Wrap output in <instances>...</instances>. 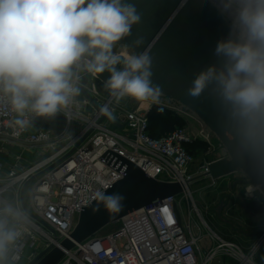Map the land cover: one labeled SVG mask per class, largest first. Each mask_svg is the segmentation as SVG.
<instances>
[{"label":"built area","instance_id":"1","mask_svg":"<svg viewBox=\"0 0 264 264\" xmlns=\"http://www.w3.org/2000/svg\"><path fill=\"white\" fill-rule=\"evenodd\" d=\"M97 79L83 65L73 69L79 92L58 111L64 117L61 130L36 124L34 113L19 116L0 96V208L11 206L21 213L19 220L10 219L21 236L6 260L18 264L29 251L30 262L68 238L82 209L95 200L94 193L105 192L124 177L118 168L120 155L148 176L180 182L187 190L129 213L113 232L77 243L57 264H264V228L248 245L228 240L210 227L194 200L188 206L184 202L192 196L193 182L211 178L201 177L207 165L229 157L221 141L220 153L211 150L215 133L197 116L154 137L149 109L135 101L132 108L118 103L98 89ZM165 99L161 104L165 107L178 103ZM174 106L173 110L186 108ZM104 109L121 126L106 118ZM17 120L27 124L21 126ZM198 142L210 144L212 156L192 172L196 160L192 146ZM101 180L110 187L103 188ZM27 183L24 206L22 190ZM217 183L212 179L210 186ZM245 190L246 195L264 198L257 185Z\"/></svg>","mask_w":264,"mask_h":264},{"label":"clouds","instance_id":"2","mask_svg":"<svg viewBox=\"0 0 264 264\" xmlns=\"http://www.w3.org/2000/svg\"><path fill=\"white\" fill-rule=\"evenodd\" d=\"M215 6L227 32L216 41L212 61L195 75L188 95L199 98L207 91L242 144L258 148L264 146V0H217ZM139 20L127 0H0V96L19 116H54L78 94L73 69L83 65L92 74L110 73L104 87L117 102L158 104L161 90L152 83L148 52H113ZM17 123L24 126L27 120ZM94 199L114 214L123 209L125 197L97 190ZM99 210L98 204L93 211ZM20 217L11 206L0 208V264H6L21 236L10 219Z\"/></svg>","mask_w":264,"mask_h":264},{"label":"water","instance_id":"3","mask_svg":"<svg viewBox=\"0 0 264 264\" xmlns=\"http://www.w3.org/2000/svg\"><path fill=\"white\" fill-rule=\"evenodd\" d=\"M136 8L140 20L131 34L117 42L139 54L148 52L152 59V83L158 85L161 95L193 111L219 138L229 157L207 165L203 176L217 180L241 172L247 179L235 181L260 187L264 193V146L253 148L241 142L234 125L207 91L199 98L188 95L195 75L213 59L216 41L227 32V24L211 0H127ZM142 40L140 45L134 42ZM105 83L110 73L96 74ZM84 79V84L86 83ZM85 93V91H84ZM95 103V101H93ZM136 107H134L135 109ZM105 117L121 126L115 119ZM116 155V154H114ZM118 168L124 177L105 191L106 195L119 193L125 197L123 209L114 214L94 200L84 207L70 236L49 250L42 251L27 264H57L77 243L95 236L110 224L119 222L129 213L164 199L183 194L187 187L180 182L156 180L148 176L137 164L116 155ZM197 178V177H196ZM28 183L22 190V202ZM230 195V194H229ZM227 195V197L229 196ZM100 205V210L93 209Z\"/></svg>","mask_w":264,"mask_h":264},{"label":"rangeland","instance_id":"4","mask_svg":"<svg viewBox=\"0 0 264 264\" xmlns=\"http://www.w3.org/2000/svg\"><path fill=\"white\" fill-rule=\"evenodd\" d=\"M113 52L117 54H127L133 51L117 43L114 46ZM117 67L120 68L122 65H117ZM104 84L105 83L97 79L98 89L105 95H110L108 90L104 87ZM132 101L135 100L125 98L118 103L132 108ZM166 102L167 100L165 97L160 95L158 104L161 105ZM135 103L142 104L141 106L143 108H148L149 110L153 105V103L150 102H146L147 106H144L145 102L135 101ZM171 104L172 105L167 104L166 107H163L174 114L184 117V125H187L189 121L197 118V115L188 108H183V111L173 110V105L179 107L180 104L173 102ZM181 126L177 124L174 129ZM211 141L213 142L211 150L220 153L221 147L218 145L220 141L219 138L215 135ZM210 146V144L208 146L205 142H198L192 146V150L196 155V160L192 165V172L199 169L206 158L212 156V153L208 152ZM241 179L247 178L243 173L238 172L218 179V183L215 186H210L212 182L211 178L197 180L191 184V199L188 198L189 200H184V202L188 206V204H192L191 200H194L199 210L204 214L210 227L223 238L248 245L256 234L264 228V198L246 195L245 188L251 184H238L236 190L233 191L234 182ZM227 195L229 196L227 197ZM119 226V223L110 224L98 232L97 236H105L113 232ZM262 256L264 257V253Z\"/></svg>","mask_w":264,"mask_h":264},{"label":"trees","instance_id":"5","mask_svg":"<svg viewBox=\"0 0 264 264\" xmlns=\"http://www.w3.org/2000/svg\"><path fill=\"white\" fill-rule=\"evenodd\" d=\"M149 117L151 121V134L154 137H160L169 134L174 130L177 124L184 126V117L174 114L170 110L164 108L160 104H153L149 110ZM36 124L46 128H57L61 130L64 124V117L57 112L54 116H37ZM181 126V127H183Z\"/></svg>","mask_w":264,"mask_h":264},{"label":"crops","instance_id":"6","mask_svg":"<svg viewBox=\"0 0 264 264\" xmlns=\"http://www.w3.org/2000/svg\"><path fill=\"white\" fill-rule=\"evenodd\" d=\"M144 106H147V103L145 102ZM29 251H26L25 255L23 256L22 260L18 264H27L29 263V260L27 256L29 255ZM6 264H11V262L6 260Z\"/></svg>","mask_w":264,"mask_h":264}]
</instances>
